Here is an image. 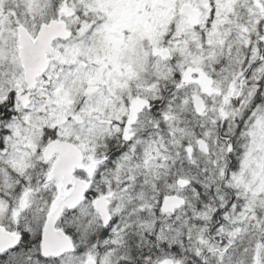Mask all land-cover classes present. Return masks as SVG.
I'll use <instances>...</instances> for the list:
<instances>
[{"label":"snow or ice","instance_id":"obj_1","mask_svg":"<svg viewBox=\"0 0 264 264\" xmlns=\"http://www.w3.org/2000/svg\"><path fill=\"white\" fill-rule=\"evenodd\" d=\"M0 264H264V0H0Z\"/></svg>","mask_w":264,"mask_h":264}]
</instances>
